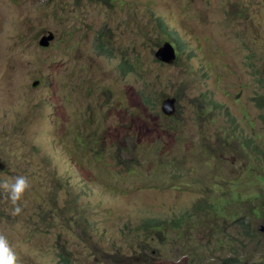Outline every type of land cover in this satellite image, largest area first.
I'll return each instance as SVG.
<instances>
[{
    "label": "rangeland",
    "instance_id": "374dc122",
    "mask_svg": "<svg viewBox=\"0 0 264 264\" xmlns=\"http://www.w3.org/2000/svg\"><path fill=\"white\" fill-rule=\"evenodd\" d=\"M167 40L179 50L172 64L155 56ZM124 61L133 66L126 75ZM257 93L264 0H0V180L31 183L22 213L0 216L19 264H56L61 254L78 264H198L191 250L215 261L233 246L264 262V206L250 198L264 192V171L254 167L264 148ZM168 97L177 100L172 116L162 111ZM229 132L224 157L201 170L241 179L251 235L229 231L220 243L206 217L192 237L172 231L164 244L138 231L149 218L167 227L203 197L193 184L156 187L166 168L157 139L164 133L169 160L188 155L200 168L202 141Z\"/></svg>",
    "mask_w": 264,
    "mask_h": 264
},
{
    "label": "trees",
    "instance_id": "16d2710c",
    "mask_svg": "<svg viewBox=\"0 0 264 264\" xmlns=\"http://www.w3.org/2000/svg\"><path fill=\"white\" fill-rule=\"evenodd\" d=\"M159 24L162 27V31L170 34L166 27V24L163 21H160ZM131 71H133V66L124 61L121 66L122 75H126ZM253 101L257 108L264 109V93H257V95L253 97ZM155 105L156 104L154 103L152 104L153 107ZM209 105L218 109L224 108L222 104L214 101L213 99L209 100ZM225 114L235 125L236 118L231 115L228 108H225ZM261 119L264 125V114H261ZM238 125L239 123H237V126ZM163 134L159 139H157V142L155 143L156 147L153 149L155 155L160 157V161L166 164V168L163 171L159 170L158 175H162L160 177V179L162 178V180L157 182L156 187L159 188L169 186L171 188H181L185 186V188L190 189V185L193 184V186H196L198 190L203 194V197L193 204V206L190 208L192 209L191 211L190 209H187L183 214L169 221L170 223L167 224V227H165L163 224H159V222H155L156 219L149 218L137 224L136 229L138 231L141 230L143 232H146L148 236H151L154 233L152 238L159 240L158 245L166 243L170 238L172 231L177 232L176 234L178 238H185L187 235L192 237L193 234L189 233V231L194 232L195 225L209 223L210 220H213L214 223H216V240L220 243H222L223 237L227 235L229 231L239 230L245 235H251L250 231L252 230V224L246 222L248 219V210L246 208H241V206H244L243 201H245L247 198L245 197V194L243 192H240L237 189L242 183V181H240L241 179L234 178L228 180H220L217 177H221L222 175H224V173L217 172L216 174L215 171V174H208L206 172H202L201 170L203 167H211L214 164L213 161H218L224 157V149H222V147H230V139H233V137L235 136L234 132H229V139H225L223 136L218 135L216 142H211L207 138L202 141V149L200 150L201 159L198 160V162L200 163V168L195 167L194 163L188 162V155H183L181 156V158H171L169 160L168 155H165L167 154V151L163 148L162 145V143L164 142V139H162ZM83 144H86V142L84 141V139H80L79 145ZM195 151L197 150H192V152ZM239 151L240 150L237 147L232 149V152L236 154H240ZM260 151L262 152V156L259 157L257 161L255 160L254 167L257 168V164H259V166L264 171V148ZM203 155L206 157H204ZM94 157L98 159L99 162L103 160V155L99 152L95 151ZM134 159H138V155H136ZM259 176L264 181V175L260 174ZM207 179H209V182H207ZM212 185H215L216 189L214 188L215 186L211 188ZM218 187L220 188V190L215 194V191ZM55 195L57 196V193H55ZM252 197L260 198L264 206V192L262 194L254 192L253 195L250 196V198ZM6 202L7 204L0 201V216L2 218L6 217L7 211L11 210L12 208L10 202ZM204 217L209 219V221ZM145 246L149 247V243L145 244ZM192 253L193 252L191 250L192 261L196 263L199 262L198 264H202L204 263V261L207 262V264H264V262H261L259 260H253L250 257H245L239 250V248L235 246L230 248L229 255L216 257L215 261L212 258L205 257L203 255L198 257ZM56 264L78 263H76L75 260H72L70 257L61 254Z\"/></svg>",
    "mask_w": 264,
    "mask_h": 264
},
{
    "label": "clouds",
    "instance_id": "9594fccd",
    "mask_svg": "<svg viewBox=\"0 0 264 264\" xmlns=\"http://www.w3.org/2000/svg\"><path fill=\"white\" fill-rule=\"evenodd\" d=\"M30 187V180L24 175H17L9 179L0 180V197H3L12 205L11 215L18 216L22 213L23 209L21 207V201ZM183 259L184 257H179L173 262V264H181ZM0 264H19V259L13 246L3 233H0Z\"/></svg>",
    "mask_w": 264,
    "mask_h": 264
},
{
    "label": "water",
    "instance_id": "95a60500",
    "mask_svg": "<svg viewBox=\"0 0 264 264\" xmlns=\"http://www.w3.org/2000/svg\"><path fill=\"white\" fill-rule=\"evenodd\" d=\"M54 39V34L51 32L47 35L42 36L40 40V44L42 46H49L50 41ZM156 58L167 64L174 63L178 58V50L176 46L171 41H165L155 52ZM39 80L34 82V85H37ZM176 98L175 97H168L162 103V111L167 116H172L176 112ZM261 230L264 229V226L260 227Z\"/></svg>",
    "mask_w": 264,
    "mask_h": 264
}]
</instances>
